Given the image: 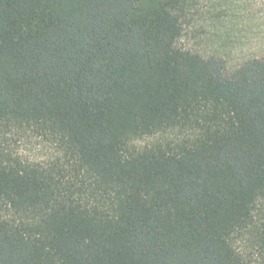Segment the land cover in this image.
<instances>
[{"label":"trees","instance_id":"obj_1","mask_svg":"<svg viewBox=\"0 0 264 264\" xmlns=\"http://www.w3.org/2000/svg\"><path fill=\"white\" fill-rule=\"evenodd\" d=\"M190 1L0 0V136L60 152L0 147V264H264V60L180 48Z\"/></svg>","mask_w":264,"mask_h":264},{"label":"rangeland","instance_id":"obj_2","mask_svg":"<svg viewBox=\"0 0 264 264\" xmlns=\"http://www.w3.org/2000/svg\"><path fill=\"white\" fill-rule=\"evenodd\" d=\"M183 35L178 46L205 59H221L229 72L247 62L264 60V0H191L182 15ZM171 132L137 141L138 148L177 140ZM0 147L25 164L46 165L60 156L49 142L32 133L0 136ZM247 256L254 257L251 240L241 242Z\"/></svg>","mask_w":264,"mask_h":264}]
</instances>
